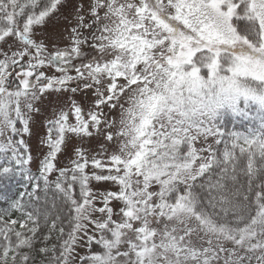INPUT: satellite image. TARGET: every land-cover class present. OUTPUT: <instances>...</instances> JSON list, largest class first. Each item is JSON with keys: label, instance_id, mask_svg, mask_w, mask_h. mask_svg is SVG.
Here are the masks:
<instances>
[{"label": "snow or ice", "instance_id": "6c2138e0", "mask_svg": "<svg viewBox=\"0 0 264 264\" xmlns=\"http://www.w3.org/2000/svg\"><path fill=\"white\" fill-rule=\"evenodd\" d=\"M69 4L0 0V200L27 182L0 208V264H264V0H78L70 45L48 52L36 26ZM47 91L95 99L87 119L72 101L74 124L48 121L36 176L13 137ZM67 133L102 138L106 159L76 148L57 167ZM41 180L62 194L54 218L24 200Z\"/></svg>", "mask_w": 264, "mask_h": 264}, {"label": "rangeland", "instance_id": "374dc122", "mask_svg": "<svg viewBox=\"0 0 264 264\" xmlns=\"http://www.w3.org/2000/svg\"><path fill=\"white\" fill-rule=\"evenodd\" d=\"M78 0H70V4L67 8H62L61 13L53 16L48 19L46 23L41 26H36L37 32V40L38 42L43 41V43L47 46V51L52 52L57 49H63L70 45V40L68 39L69 32L68 29L70 27L68 20H65L64 17L68 16L69 20L72 23H75V20L72 19L70 13L73 11L72 5L76 4ZM85 8H87L88 0H84ZM87 45L83 46L84 53L87 52ZM89 57L87 54L79 59H74L72 61L73 65H79L81 59L86 61V58ZM69 67V66H65ZM45 72L47 76H59L60 73L55 70L54 67L45 66L40 69ZM69 74L75 76L76 73L69 67ZM74 86V85H73ZM94 97L91 92L81 91L76 94H72L70 92H55V91H47L43 94V96L36 102L35 107L39 109V111H33L29 113V129L30 132L27 134L16 135L13 138L15 140L23 139L28 148V153L32 156V163L28 166L31 171L34 173H38L39 161L44 158V156L48 153L49 149L45 143H43L48 136V121L54 120L58 117L61 111L67 112L69 115V124L75 123V118L71 112V103L75 101L77 105H79L83 110L84 118L87 119L88 112L93 108ZM104 111L107 113L108 109L105 107ZM118 111L115 113H111L109 115V119L116 117L118 118ZM18 127H22V125H18ZM5 141V137L0 136V142ZM104 143L102 138H98L93 135L91 138H84L72 134L67 133L65 135L64 145L62 146V150L57 154L56 165L57 167H70V160L75 159V149L83 148L88 157L90 158L93 155H96L98 159H106V153L104 156L98 155L100 152V145ZM209 143H212L211 139ZM201 146L200 143L197 144V147ZM215 144H213V147ZM23 149V148H21ZM109 151H111V146H109ZM27 154V153H26ZM87 172L93 171L92 166L89 164L86 169ZM99 172V170H96ZM58 173L50 174V181H54L56 179V175ZM103 174H107L104 172ZM25 184L27 183L24 181ZM93 192H101V191H117V186L113 185L111 182H96L91 181L90 185ZM74 195L79 196L78 190L74 192ZM115 203V202H113ZM97 206H102L97 203ZM96 216H99L97 213ZM154 227L157 225H153ZM87 248H78L77 252L79 255H85L87 253ZM74 264H79V260L74 261Z\"/></svg>", "mask_w": 264, "mask_h": 264}, {"label": "trees", "instance_id": "16d2710c", "mask_svg": "<svg viewBox=\"0 0 264 264\" xmlns=\"http://www.w3.org/2000/svg\"><path fill=\"white\" fill-rule=\"evenodd\" d=\"M228 127H232L231 124L228 125ZM243 130V129H240ZM214 147H217L216 145ZM221 150L223 149L224 145L221 144L218 146ZM23 151V149H21ZM34 175L38 176V173L32 172ZM40 188L36 191L35 196H39V201H36L35 198L31 201H29V198L27 196L24 197V200L26 202H31L33 205L39 206L41 210L49 209L53 213V218L55 216V213L57 210H59L62 207H65L62 194L58 193L55 190L54 184H50L47 191L44 190V184L43 181H39ZM78 190L79 192V186H75L74 192ZM25 191V182L20 181L19 177L16 178L15 182H8L7 189L5 191V200H0V208L7 207V198L8 197H17L19 193ZM27 191H32L31 185L28 186ZM55 204L56 208L53 209L52 205ZM12 218H22L19 212H13ZM18 227V226H17ZM46 231V229H45ZM56 235L57 233L52 234V243H58L56 241Z\"/></svg>", "mask_w": 264, "mask_h": 264}, {"label": "flooded vegetation", "instance_id": "af4514ba", "mask_svg": "<svg viewBox=\"0 0 264 264\" xmlns=\"http://www.w3.org/2000/svg\"><path fill=\"white\" fill-rule=\"evenodd\" d=\"M85 54H87L88 56H91L92 55V52H91V49H87V52L85 53ZM88 59V57L86 58V60Z\"/></svg>", "mask_w": 264, "mask_h": 264}]
</instances>
